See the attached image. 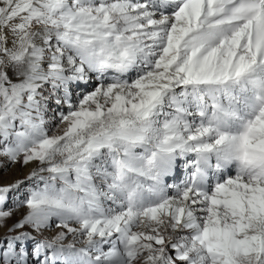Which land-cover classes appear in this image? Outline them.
<instances>
[{
    "label": "snow or ice",
    "instance_id": "obj_1",
    "mask_svg": "<svg viewBox=\"0 0 264 264\" xmlns=\"http://www.w3.org/2000/svg\"><path fill=\"white\" fill-rule=\"evenodd\" d=\"M0 264H264V0H0Z\"/></svg>",
    "mask_w": 264,
    "mask_h": 264
},
{
    "label": "rangeland",
    "instance_id": "obj_2",
    "mask_svg": "<svg viewBox=\"0 0 264 264\" xmlns=\"http://www.w3.org/2000/svg\"><path fill=\"white\" fill-rule=\"evenodd\" d=\"M15 175H18V173L15 170L9 171L7 173H3L5 179H11Z\"/></svg>",
    "mask_w": 264,
    "mask_h": 264
}]
</instances>
